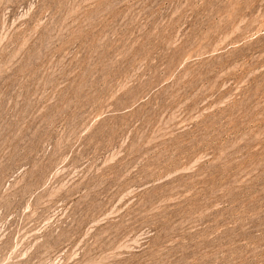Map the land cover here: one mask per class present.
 Listing matches in <instances>:
<instances>
[{
	"label": "rangeland",
	"instance_id": "rangeland-1",
	"mask_svg": "<svg viewBox=\"0 0 264 264\" xmlns=\"http://www.w3.org/2000/svg\"><path fill=\"white\" fill-rule=\"evenodd\" d=\"M0 264H264V0H0Z\"/></svg>",
	"mask_w": 264,
	"mask_h": 264
}]
</instances>
